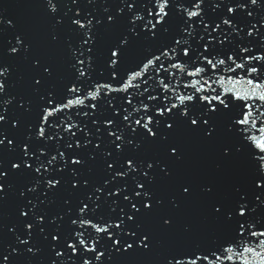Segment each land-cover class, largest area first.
Here are the masks:
<instances>
[{"label":"snow or ice","instance_id":"obj_1","mask_svg":"<svg viewBox=\"0 0 264 264\" xmlns=\"http://www.w3.org/2000/svg\"><path fill=\"white\" fill-rule=\"evenodd\" d=\"M17 6L47 52L0 7V264H264V0Z\"/></svg>","mask_w":264,"mask_h":264},{"label":"water","instance_id":"obj_2","mask_svg":"<svg viewBox=\"0 0 264 264\" xmlns=\"http://www.w3.org/2000/svg\"><path fill=\"white\" fill-rule=\"evenodd\" d=\"M30 0H25V3ZM18 0H0V7H4L9 13L17 15L22 23L33 30L38 42V50L42 53L47 52L44 44V34L46 26L44 25L40 10L30 7L17 6ZM21 72L25 75V84L28 79V74L23 66ZM188 171L193 173H214V155L213 150L206 146L199 144L196 141L191 142V159ZM243 179V171L237 167H228L224 170L221 183L223 189L226 191L228 186L236 181ZM6 211H10L6 209ZM203 214V205L196 204L192 208L186 210L184 214V222H190L194 226V237L198 239H205L212 231H218V228L211 224H204L201 222Z\"/></svg>","mask_w":264,"mask_h":264}]
</instances>
